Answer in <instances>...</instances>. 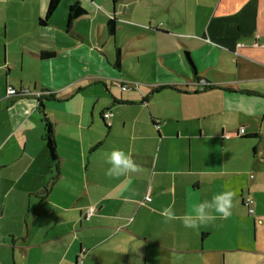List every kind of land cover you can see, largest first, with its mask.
<instances>
[{"label":"crops","instance_id":"1","mask_svg":"<svg viewBox=\"0 0 264 264\" xmlns=\"http://www.w3.org/2000/svg\"><path fill=\"white\" fill-rule=\"evenodd\" d=\"M47 4L0 0V264H264V0ZM228 189V219L161 215Z\"/></svg>","mask_w":264,"mask_h":264},{"label":"clouds","instance_id":"2","mask_svg":"<svg viewBox=\"0 0 264 264\" xmlns=\"http://www.w3.org/2000/svg\"><path fill=\"white\" fill-rule=\"evenodd\" d=\"M105 157L106 163L110 165L106 171V175L109 177L118 178L138 170L131 156L122 149L114 148L106 152ZM235 196V191L228 189L213 195L210 201L206 200L193 205L182 216H177L171 205L164 208L161 215L168 221L181 220L185 228H198L201 225L214 222L217 218L228 219L232 215ZM216 214H219V217Z\"/></svg>","mask_w":264,"mask_h":264},{"label":"trees","instance_id":"3","mask_svg":"<svg viewBox=\"0 0 264 264\" xmlns=\"http://www.w3.org/2000/svg\"><path fill=\"white\" fill-rule=\"evenodd\" d=\"M59 3H60V0H48L46 14L40 20L42 24H46L49 21V19L52 17L54 12L56 11ZM83 13H84V9L80 7L78 4H74L70 6L68 19H67L68 27L72 24L73 20H75L78 16H80ZM114 28H115L114 21L110 20L111 32H114ZM54 54H55L54 52H42L40 56L44 58H48V57L53 56ZM117 60H119V52H118ZM46 142H47V147L50 152L51 158L53 160H56L57 159L56 144L54 141L53 132H52V128L50 125L47 126Z\"/></svg>","mask_w":264,"mask_h":264},{"label":"built area","instance_id":"4","mask_svg":"<svg viewBox=\"0 0 264 264\" xmlns=\"http://www.w3.org/2000/svg\"><path fill=\"white\" fill-rule=\"evenodd\" d=\"M202 84H205V83H202ZM135 85H138V84L135 83ZM126 89H127V85H123L122 86V90H126ZM7 94L8 95H22V96L32 95V93L29 90H27V89L16 90V89H14L12 87H9L7 89ZM35 95L40 96L41 93H35ZM112 116H113V113L110 112V111L104 113V118H106V119H108V118H110ZM147 200H150V198L147 197ZM244 203H245L246 207L248 208L249 214L254 215V207H253L254 201L251 198H247ZM92 213H93L92 208H89L88 211H87V218H89V216Z\"/></svg>","mask_w":264,"mask_h":264},{"label":"rangeland","instance_id":"5","mask_svg":"<svg viewBox=\"0 0 264 264\" xmlns=\"http://www.w3.org/2000/svg\"><path fill=\"white\" fill-rule=\"evenodd\" d=\"M198 82H200V83H201V82H204V81H198ZM198 82H197V83H198Z\"/></svg>","mask_w":264,"mask_h":264}]
</instances>
